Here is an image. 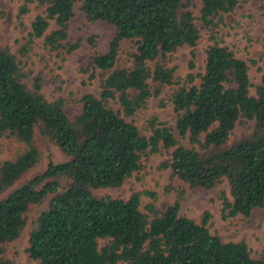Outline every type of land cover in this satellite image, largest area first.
Instances as JSON below:
<instances>
[{
  "label": "trees",
  "instance_id": "trees-1",
  "mask_svg": "<svg viewBox=\"0 0 264 264\" xmlns=\"http://www.w3.org/2000/svg\"><path fill=\"white\" fill-rule=\"evenodd\" d=\"M75 1L23 0L20 17L31 6L38 14L21 56L42 37L51 51L64 46ZM82 1L87 19L114 26V35L107 52L95 53L90 62V79L97 71L101 75L100 96L85 94L73 118L64 109L65 99L49 101L42 94L40 77L29 90L21 59L0 46V138L24 145L14 158L0 162V264H14L5 255V244L21 236L30 206L49 194L54 196L37 217L27 250L38 264H264L245 240L224 242L211 233L210 212L199 220L180 215L183 191L166 210L149 205L148 213L140 209L142 192L127 200L93 193L120 187L143 168L145 157L163 149L168 159L161 168L189 187L220 189L228 183L230 197L219 191L223 219L264 207V69L251 95L247 62L216 35L239 0H198L199 20L213 43L204 72L194 71L193 49L190 71L178 79L176 68L167 64L169 55L183 46L194 48L200 39L191 0ZM52 21L55 26L48 32ZM125 41L134 42V51L121 52ZM76 47L69 44L68 51ZM150 80L177 86L168 99L177 114L176 131L153 117L145 136L129 120L160 93L152 91ZM110 100L119 102L121 112L108 106ZM240 120L255 121L254 129L231 141ZM37 131L67 159L50 162L26 179L41 159Z\"/></svg>",
  "mask_w": 264,
  "mask_h": 264
},
{
  "label": "rangeland",
  "instance_id": "rangeland-1",
  "mask_svg": "<svg viewBox=\"0 0 264 264\" xmlns=\"http://www.w3.org/2000/svg\"><path fill=\"white\" fill-rule=\"evenodd\" d=\"M23 0H0V46H7L17 55L23 64L28 77L24 80L28 89L34 90L35 79L41 78V92L49 100L65 99L64 107L69 117L73 118L82 109V98L87 93L100 96L101 75L97 71L90 79L94 70L90 66L91 58L95 53L104 54L114 35V26L104 22H91L82 10L83 1L76 0L74 16L70 21V31L67 41L58 50L51 51L44 46V38H38L31 45L27 56H21L20 49L26 44L31 24L38 14V10L31 6V11L19 16V8ZM190 9L194 13L195 22L200 29V39L193 47L183 46L169 55L167 64L175 67V79L184 78L190 71L192 60L191 51L196 53L194 71L202 74L205 70L207 49L213 43L209 32L202 28L199 20L201 4L198 0H191ZM224 24L217 30L218 40L228 46L236 56L247 62L250 76V92L255 95V87L260 83L264 69V0H239L236 9L224 15ZM52 21L50 32L54 27ZM69 44L77 45L68 51ZM135 44L125 41L122 44V53L134 51ZM197 84L200 79H197ZM152 91L160 89V93L150 98L145 109L140 110L132 119L141 133L150 135L147 121L157 117L160 122L176 131L177 114L168 102L169 96L176 85L167 86L149 81ZM162 102H166L163 105ZM108 106L116 112H121L117 100H110ZM255 121L240 120L237 122L231 141L250 134ZM36 141L41 151L39 163L27 174L26 179L33 178L42 172L50 162L61 163L67 158L61 150L48 138L36 133ZM189 146L187 140L182 141ZM24 150V145L13 138H0V162L14 158ZM168 159V154L162 149L143 159V168L135 172L120 186L115 188H100L93 190L99 197H113L127 200L134 192H142L140 209L148 213V206L154 205L159 210H166L178 198L182 191L183 197L180 206V215L199 220L205 212H210L208 223L211 233L218 234L224 242H239L245 240L254 258H264V207L255 209L249 216L238 215L223 219L219 199L220 189L226 190L229 195V185L223 183L219 188L205 189L191 188L185 182L172 177L169 169L161 168V164ZM20 185L17 184L15 187ZM144 192L155 193V196ZM49 194L41 202L30 206L27 215V224L21 236L5 244L6 257L14 264H38L28 253L30 234L35 228L39 214L48 208ZM126 264V263H119Z\"/></svg>",
  "mask_w": 264,
  "mask_h": 264
}]
</instances>
